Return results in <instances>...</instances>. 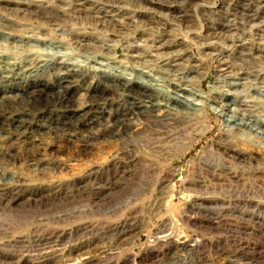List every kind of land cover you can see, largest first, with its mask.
Listing matches in <instances>:
<instances>
[{"label":"rangeland","instance_id":"374dc122","mask_svg":"<svg viewBox=\"0 0 264 264\" xmlns=\"http://www.w3.org/2000/svg\"><path fill=\"white\" fill-rule=\"evenodd\" d=\"M34 1L26 12H19L18 9H22L19 6L0 2V17L13 19L11 22L15 23L1 22L0 29L61 41L75 61H81L84 53L89 58L102 55L107 62L121 60L132 70H137L136 66L143 64V60L124 59L122 47L127 41L142 51H151L153 45L165 42L168 36L182 44L181 48L169 50L170 54L173 52L170 58L182 64L193 60L203 67L201 91L207 93L219 73L220 65L202 54V44L209 41L183 32L191 27L199 32V15L193 12L181 19L179 27L158 26L154 12L144 15L148 20L145 24L105 14L101 24L108 28L116 24L115 30L121 29V33L116 34L118 37H112L103 27H100L102 31L88 27L101 15L81 12L84 3ZM209 3L218 7L220 0H209ZM159 10L161 12V8ZM48 12L58 17L57 23L61 21L60 27L65 32L90 34L89 41L83 42L87 44L82 47L84 51L77 47V35L60 34L53 31L52 25H46L41 15ZM136 29L145 33L144 40L126 36ZM252 34L253 28L246 35L234 33L220 43L226 56L217 60L250 69L251 66L232 58L231 54L233 50L246 53L258 46L264 51V37ZM87 51L98 52V55L90 56ZM254 58L250 65L257 64L264 70V52L255 53ZM78 94L80 92L71 95L70 105L82 102V98L76 101ZM210 126L217 131H212L184 157V148L172 149L169 157L164 151L151 149L154 144H162L163 138L159 136L154 135L146 143L135 136L132 137L136 141L122 137L121 142H115L102 135L92 136L97 128H92L90 133L80 132L71 139L61 133L54 138L34 135L30 143L15 145L9 151V159L2 157L6 151L0 148V181L3 177L6 179L5 183H0V264H228L229 260L236 264H258L252 261L256 254L263 256L264 264V180L203 178L208 172L203 163L206 159L231 170L232 174L246 171L243 160H227L216 154L211 157L207 148L203 152L210 138L213 140L218 132L217 122L212 121ZM74 137L80 138V142ZM147 143L151 145L145 146ZM233 148L247 157L259 159V163L264 159L261 153L235 143ZM198 156L204 158L197 163L194 159ZM168 171H173V176L167 182L161 181L159 177ZM193 176H200L202 181L196 182ZM3 184L12 187L8 188L12 195L3 190L7 188Z\"/></svg>","mask_w":264,"mask_h":264},{"label":"bare ground","instance_id":"6f19581e","mask_svg":"<svg viewBox=\"0 0 264 264\" xmlns=\"http://www.w3.org/2000/svg\"><path fill=\"white\" fill-rule=\"evenodd\" d=\"M61 1L63 2V0L42 2L49 4ZM71 1L84 3V6H81L83 13L90 11L98 16L101 15V18L96 17L98 21H91L88 27L100 31H102L100 27H103L112 37L120 34L121 29L115 30L116 24L109 25V28L106 24H101L105 14L117 19L135 21L136 24L138 22L145 24L148 20L143 18L144 15L154 12L156 13L154 21L158 26L169 24L173 27H179L181 19L188 16L189 12L198 14L199 32H196L194 27L183 32L187 36L193 35L209 41L202 44V54L210 61L214 59L213 61L220 65L219 73L216 74L207 93L201 91L202 77L205 75L203 67L195 64L193 60L182 64L170 58L173 52L170 54L169 50L181 48L182 44L180 40L168 36L165 42L153 45L151 51L150 49L142 51L127 41V45L122 47L124 59H142L141 65H144L141 67L139 64L136 66L137 70H132L124 66L121 60L107 62L101 54L96 56L98 52L87 51V54L90 56L95 54L96 57L89 58L84 53L81 61H75L71 58L72 52H67V47L61 41L56 39L48 41L45 37L41 39L33 35L24 36L21 33L0 29V148L6 151L3 153V158L9 159V151L15 145L30 143L34 135L54 138L61 133L70 138L80 132L90 133L93 131L92 128H97L91 133L92 136L102 135L115 142L122 137L135 136L146 143L149 138L156 135L163 138L160 142L162 144L144 145L164 151L168 157L172 149L176 151L184 148L182 153L184 157L188 150L211 135L214 126L210 124L214 121L218 123L217 135L213 140L210 138L203 152L207 148L211 157L216 154L218 158L243 160L246 171L232 174L231 170L227 171L225 167H219L206 159L203 163L208 172L206 171L203 178L206 177L211 181H223V179L238 181L245 178L264 180V159L260 160V164L259 159L247 157L233 148L235 143L246 150L259 152L264 157V70H260L257 64L250 65L255 53L264 51L259 46L254 49L252 47L246 53L230 50L232 58L247 63L251 66L250 69L237 68L228 63H221V59L217 60L226 56V51L220 47V43L228 40L234 33L246 35L248 30L253 28V36L264 37V0H220L218 7L211 6L209 0ZM0 2L21 7L22 9H18L19 12H26L33 2L35 3L34 0H0ZM41 17L46 25H52L54 32L65 34L71 31L65 32V29L61 28V21H59L60 25L57 23L58 17L52 16L49 12L47 15L42 14ZM11 20L13 21L2 16L0 25L4 22L10 23ZM138 29L129 32L130 34L126 36L134 35L144 40L145 33L137 32ZM71 34L75 33L70 32L69 35ZM75 35L78 36V49L84 51L82 47L87 44L83 42L89 41L90 34ZM121 35L123 36V32ZM123 38L125 39L124 36ZM46 76L48 80L43 81ZM46 88L51 89L47 91ZM225 88L233 90H225ZM79 92L76 101L82 98V102L75 106L70 105L71 95H77ZM53 117L59 118V121ZM134 138L132 137L133 140ZM79 140L80 138H75V141L80 142ZM130 145L133 146L132 141ZM203 152L201 154L205 155ZM203 158L198 156L197 160L193 159L198 163ZM173 174V171H168L159 178L167 182ZM200 176H193L194 180L197 182ZM5 182L6 179L3 177L0 183ZM4 187L7 188L2 187L3 190L9 191L8 185ZM12 200L10 196V201ZM262 206L264 209V203ZM252 261L262 264L263 256L256 254L252 256ZM227 263L236 264L230 260ZM239 264L248 263L239 262Z\"/></svg>","mask_w":264,"mask_h":264}]
</instances>
